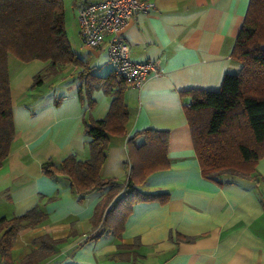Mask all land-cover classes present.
Here are the masks:
<instances>
[{"label":"crops","instance_id":"1","mask_svg":"<svg viewBox=\"0 0 264 264\" xmlns=\"http://www.w3.org/2000/svg\"><path fill=\"white\" fill-rule=\"evenodd\" d=\"M94 1L63 0L65 22L68 10L75 12L78 35V4ZM150 1L154 8L130 19L124 35L134 60H156L162 72L140 87L124 86L125 133L110 136L100 175L121 183L122 192L130 165L128 138L147 128L166 130L169 166L137 185L142 192H167L166 202L137 201L119 237L104 232L81 243L99 231L97 216L110 186L79 199L65 177L44 174L42 164L58 165L70 154L89 158L85 122L104 118L117 86L92 87L90 104L79 93L82 66L59 64L53 72L48 61L9 55L14 137L0 167V216H19L33 207L46 214L18 231L12 264H20L44 234L56 240L55 252L36 264H264V156L252 177L223 184L203 177L184 113L189 90H216L226 73L239 70L232 50L249 0ZM68 40L91 73L113 70L103 46ZM37 73L42 83L32 87ZM143 140L137 135L132 143Z\"/></svg>","mask_w":264,"mask_h":264},{"label":"trees","instance_id":"2","mask_svg":"<svg viewBox=\"0 0 264 264\" xmlns=\"http://www.w3.org/2000/svg\"><path fill=\"white\" fill-rule=\"evenodd\" d=\"M9 54L22 62L48 61L53 72L59 64L82 66L77 75L83 85L79 93L81 96L84 92L90 104L92 87L110 86L113 82L117 86L104 118L85 122L89 158L79 160L70 154L58 165L51 161L42 164L44 174L65 177L79 199L88 192L110 186L97 216L99 231L89 234L81 243L104 232L119 237L137 201L166 202L167 192L148 193L137 187L152 171L169 166L166 130L147 128L128 138L130 165L122 192L118 193L121 183L101 177L110 136L125 133L128 109L122 93L126 84L116 81L113 71L104 76L91 73L73 51L65 29L63 0H0V167L14 137ZM232 57L240 63L239 70L226 73L216 90H189L190 102L184 106L201 174L219 184L230 182L236 176L252 177L257 161L264 156V0H249ZM42 80L43 74L37 73L32 87L40 85ZM137 135H142L144 140L135 146L132 141ZM45 219L46 214L38 207L19 216H0V262L12 264V246L20 229ZM34 243L38 247L27 253L20 264H36L55 252L56 240L50 235H41Z\"/></svg>","mask_w":264,"mask_h":264},{"label":"built area","instance_id":"3","mask_svg":"<svg viewBox=\"0 0 264 264\" xmlns=\"http://www.w3.org/2000/svg\"><path fill=\"white\" fill-rule=\"evenodd\" d=\"M154 8L150 0H97L77 7L79 35L84 45L105 48L116 81L140 87L149 76L162 70L156 60L136 61L131 44L124 35L130 19Z\"/></svg>","mask_w":264,"mask_h":264},{"label":"rangeland","instance_id":"4","mask_svg":"<svg viewBox=\"0 0 264 264\" xmlns=\"http://www.w3.org/2000/svg\"><path fill=\"white\" fill-rule=\"evenodd\" d=\"M75 25H76L75 12L68 10V12H67V20L65 22V29H66V33H67L68 39H69V37H72L75 40H79L80 39L78 37L79 35L77 33V29L75 28ZM9 55H11V54H9Z\"/></svg>","mask_w":264,"mask_h":264}]
</instances>
